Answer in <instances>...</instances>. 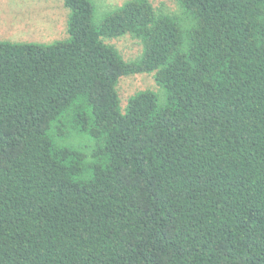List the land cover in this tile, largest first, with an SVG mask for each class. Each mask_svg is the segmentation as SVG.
<instances>
[{"label":"trees","instance_id":"16d2710c","mask_svg":"<svg viewBox=\"0 0 264 264\" xmlns=\"http://www.w3.org/2000/svg\"><path fill=\"white\" fill-rule=\"evenodd\" d=\"M176 1L0 41V264H264V0Z\"/></svg>","mask_w":264,"mask_h":264},{"label":"rangeland","instance_id":"374dc122","mask_svg":"<svg viewBox=\"0 0 264 264\" xmlns=\"http://www.w3.org/2000/svg\"><path fill=\"white\" fill-rule=\"evenodd\" d=\"M127 0H94L96 4L95 22L100 23L105 12L123 5ZM154 6L168 14L180 13L176 0H150ZM69 10L64 0H0V41L33 42L49 44L68 37L67 20ZM115 44L127 60L139 57L140 46L130 37L116 40ZM125 101L140 90L159 91L154 76L138 75L125 79L120 85ZM86 138H78L75 143L86 145Z\"/></svg>","mask_w":264,"mask_h":264}]
</instances>
